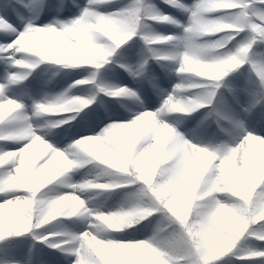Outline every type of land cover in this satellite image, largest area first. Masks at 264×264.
<instances>
[{"label":"clouds","instance_id":"1","mask_svg":"<svg viewBox=\"0 0 264 264\" xmlns=\"http://www.w3.org/2000/svg\"><path fill=\"white\" fill-rule=\"evenodd\" d=\"M162 2L184 18L153 0L0 13V264H37L38 245L66 264L264 255V128L253 123L264 117V0ZM134 38L136 63L119 62ZM117 65L134 86L108 78ZM32 80L39 95L6 94ZM93 114L99 131L55 146ZM140 228L143 239L119 238Z\"/></svg>","mask_w":264,"mask_h":264},{"label":"rangeland","instance_id":"2","mask_svg":"<svg viewBox=\"0 0 264 264\" xmlns=\"http://www.w3.org/2000/svg\"><path fill=\"white\" fill-rule=\"evenodd\" d=\"M124 4H127V3H124ZM47 18V17H45ZM156 27V26H155ZM175 32V31H174ZM122 59V62L123 63H126V64H129V65H132V64H135L136 63V60L138 59V56L137 54L133 55V56H129V57H121ZM155 75L157 77H159V82L161 84H163L164 86H168V80L166 79V76H165V73L163 71L161 72H158V69H153L152 70ZM107 76L109 79H111L112 81H116V82H120V83H123V84H129L131 86H134V83H133V80L130 76L129 79H127V77L129 76V73L128 71H126V74H124L123 72L121 71H117L116 69H114L113 71H110L109 73H107ZM74 78H79V77H74ZM36 84V83H34ZM63 84V81H59V83L57 84V88ZM14 88V93L13 92H7L6 94H8L10 96V98H15V95H17L19 93V90H17V86H13ZM149 92V91H148ZM150 98V101L151 102H155V99L153 97H149ZM258 115H256L253 119V123H256L257 121H259V126L261 127L262 126V122L260 121V119L257 117ZM91 117H94L96 118V115L93 114ZM100 120L96 118V120L94 121L95 123L96 122H99ZM103 125L99 126V127H96L95 128V132L96 131H99L100 127H102ZM95 127V125H94ZM18 145H15V144H10L9 147H17ZM64 146L66 145H62L61 148H63ZM75 179H79L80 178V175H81V172L79 171H75L73 174H72ZM113 201H110L109 203L111 204ZM71 227L75 228V227H78V224L74 223L71 225ZM147 233H146V230L145 229H142L141 231L137 232V233H130L129 234V238H137V236H145ZM40 256L44 257L46 260H48L51 264V262H54V264H66V261H62V260H56L57 257L56 256H50L49 254H42L40 251H39V254ZM74 259V258H73Z\"/></svg>","mask_w":264,"mask_h":264},{"label":"snow or ice","instance_id":"3","mask_svg":"<svg viewBox=\"0 0 264 264\" xmlns=\"http://www.w3.org/2000/svg\"><path fill=\"white\" fill-rule=\"evenodd\" d=\"M39 7V0H31L30 3L29 0H11V3H8L7 0H0V13H5L8 17L12 19H15L16 15H22L28 12L38 11ZM259 119L264 120V117L260 116ZM9 212L10 208L6 204L5 197L0 196V221H6ZM256 256L261 257V264H264V255ZM151 258H153L152 253H149L147 257H141L134 254L132 255L133 264H148ZM37 264H50V262L44 257L38 255ZM51 264H54V262H51Z\"/></svg>","mask_w":264,"mask_h":264},{"label":"trees","instance_id":"4","mask_svg":"<svg viewBox=\"0 0 264 264\" xmlns=\"http://www.w3.org/2000/svg\"><path fill=\"white\" fill-rule=\"evenodd\" d=\"M9 239H12V238H9ZM243 240H244V238L241 239V242L240 243H242ZM20 241H21V238H16L15 241H14V243L18 244V243H20ZM133 254L134 255H137V256L139 255V253H132V255ZM252 257H254V256H250V257H248L247 259H245L243 261H235V263L245 264V261L251 259ZM228 259H229L228 256L221 257L216 262H214V264H228Z\"/></svg>","mask_w":264,"mask_h":264},{"label":"bare ground","instance_id":"5","mask_svg":"<svg viewBox=\"0 0 264 264\" xmlns=\"http://www.w3.org/2000/svg\"><path fill=\"white\" fill-rule=\"evenodd\" d=\"M132 2V0H122V3H131ZM135 44L136 45H139V43H138V41H135ZM258 258V256H254V257H252V259H257ZM254 264H257V261H255L254 260V262H253Z\"/></svg>","mask_w":264,"mask_h":264}]
</instances>
